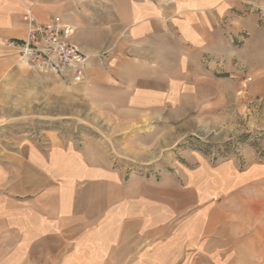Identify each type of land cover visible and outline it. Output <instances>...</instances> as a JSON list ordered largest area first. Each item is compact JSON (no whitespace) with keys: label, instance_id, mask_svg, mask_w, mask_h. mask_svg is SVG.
Returning a JSON list of instances; mask_svg holds the SVG:
<instances>
[{"label":"crops","instance_id":"crops-1","mask_svg":"<svg viewBox=\"0 0 264 264\" xmlns=\"http://www.w3.org/2000/svg\"><path fill=\"white\" fill-rule=\"evenodd\" d=\"M238 2L0 0V100L11 81L35 73L8 42L25 37L29 15L60 16L88 56L75 83L111 126L216 109L218 81L204 60L243 27ZM21 144L0 154V264H198L216 199L244 179L232 164L208 162L159 180L124 178L105 150L57 135ZM128 148L125 157H138V140Z\"/></svg>","mask_w":264,"mask_h":264},{"label":"rangeland","instance_id":"rangeland-1","mask_svg":"<svg viewBox=\"0 0 264 264\" xmlns=\"http://www.w3.org/2000/svg\"><path fill=\"white\" fill-rule=\"evenodd\" d=\"M234 17L243 27L233 42L204 60L218 81L216 109L171 111L163 124L115 128L105 112L90 109L79 82L25 65L36 75L11 81L0 100V154L57 135L105 150L116 167L126 168L124 178L159 180L178 167L232 164L244 179L216 199L207 244L191 261L264 264V0H240ZM130 139L139 142L138 157H125Z\"/></svg>","mask_w":264,"mask_h":264},{"label":"built area","instance_id":"built-area-1","mask_svg":"<svg viewBox=\"0 0 264 264\" xmlns=\"http://www.w3.org/2000/svg\"><path fill=\"white\" fill-rule=\"evenodd\" d=\"M73 28L60 16L47 22L27 17L26 35L21 40L9 41L18 59L36 71H51L63 78L79 82L84 78L88 56L72 39Z\"/></svg>","mask_w":264,"mask_h":264}]
</instances>
